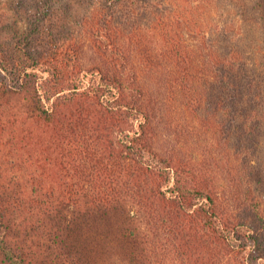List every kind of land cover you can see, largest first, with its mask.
Instances as JSON below:
<instances>
[{"label":"trees","instance_id":"obj_1","mask_svg":"<svg viewBox=\"0 0 264 264\" xmlns=\"http://www.w3.org/2000/svg\"><path fill=\"white\" fill-rule=\"evenodd\" d=\"M249 1L251 57L215 49L194 0L11 2L0 264H264Z\"/></svg>","mask_w":264,"mask_h":264},{"label":"rangeland","instance_id":"obj_2","mask_svg":"<svg viewBox=\"0 0 264 264\" xmlns=\"http://www.w3.org/2000/svg\"><path fill=\"white\" fill-rule=\"evenodd\" d=\"M15 1L0 0V34L3 40L14 41L15 32L12 31L13 27L6 29L4 26L15 19L14 10L9 8L11 2L17 4ZM194 2L196 5L194 10L196 21H199L198 17L207 20L205 29L207 32L206 36L211 39V45H214L215 49L223 44H237L242 48L241 51L245 52L247 57L259 55L261 32L249 0H194ZM22 25L18 22L16 29L20 30V26ZM222 29H224V32H221ZM188 35L192 38V41L199 39V36H201V34L194 32ZM257 50L258 53L255 52ZM91 59L93 58L88 55L84 58L87 63ZM0 74H6L1 67ZM262 140V147L256 156L257 163L260 165L258 166L260 174L261 168L264 171V135ZM257 192L261 194V200L264 206V183L258 186ZM159 264L167 263L165 261Z\"/></svg>","mask_w":264,"mask_h":264}]
</instances>
